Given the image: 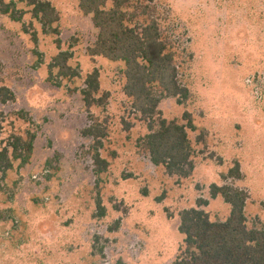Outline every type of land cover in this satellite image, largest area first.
Instances as JSON below:
<instances>
[{"label": "rangeland", "instance_id": "obj_1", "mask_svg": "<svg viewBox=\"0 0 264 264\" xmlns=\"http://www.w3.org/2000/svg\"><path fill=\"white\" fill-rule=\"evenodd\" d=\"M49 1L58 36L30 12L19 22L0 13V86L15 96L0 102V149L10 136L35 134L30 161L0 172V264H172L184 238L180 211L198 207L212 221L230 213L221 196H210L211 184L246 190L248 226L264 230V0H129L139 21L158 20L190 92L185 103L163 96L158 105L167 121L187 125L183 115H191L194 167L186 177L151 162L142 140L149 119L123 91L124 63L89 54L91 15L79 0ZM60 51L72 53L79 75L56 77L53 69L56 85L48 64ZM94 69L96 97L108 96L87 108L81 90ZM90 126L105 133L99 173L95 140L83 133ZM236 165L239 178L230 175Z\"/></svg>", "mask_w": 264, "mask_h": 264}, {"label": "trees", "instance_id": "obj_2", "mask_svg": "<svg viewBox=\"0 0 264 264\" xmlns=\"http://www.w3.org/2000/svg\"><path fill=\"white\" fill-rule=\"evenodd\" d=\"M18 3H24L27 10L19 8ZM79 8L84 14L91 15L97 28L96 40L88 48L89 54L124 63L123 91L131 100L134 111L149 119V133L142 140L151 162L164 166L168 174L190 175L194 164L186 127L194 129L191 115L185 112L183 117L187 119V125L179 124L162 118L158 108L163 96L175 97L178 103H185L190 97L188 88L179 80L174 54L162 37L158 20L139 21L138 14L129 10V0H79ZM27 12L41 24L44 33L59 35L56 25L59 14L49 0H0V13L12 21H22ZM23 30L29 32L24 24ZM31 36L36 42L35 31ZM56 42L59 46L58 38ZM71 56L68 51H60L54 56L48 64L50 82L60 85L53 78V69H57L56 77L74 78L79 75L78 70L68 63ZM98 77L99 72L94 69L85 78L81 94L87 108L104 102L108 96L104 92L96 97ZM14 98L10 88L0 86V102ZM83 133L95 140L93 160L97 168L94 171L102 172L107 163L100 157L98 147L100 137L105 133L95 131L94 126L86 128ZM34 138L35 134L31 132L26 137L10 136L8 143L0 149V172L11 169L15 160H19L21 165L28 163L33 153ZM230 175L240 177L238 165L231 169ZM210 196H221L230 205L228 217L223 221H212L208 213L198 207L180 211L178 230L184 238L172 264H264V230L248 226L244 212L247 191L231 185L211 184ZM206 204L207 200H198V206ZM97 211V216L104 215L105 209L99 198Z\"/></svg>", "mask_w": 264, "mask_h": 264}]
</instances>
